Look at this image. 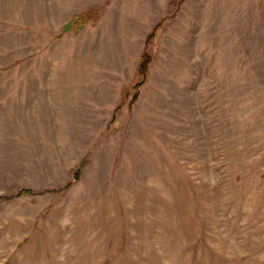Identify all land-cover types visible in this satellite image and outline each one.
Returning <instances> with one entry per match:
<instances>
[{"label": "rangeland", "instance_id": "1", "mask_svg": "<svg viewBox=\"0 0 264 264\" xmlns=\"http://www.w3.org/2000/svg\"><path fill=\"white\" fill-rule=\"evenodd\" d=\"M0 264H264V0H0Z\"/></svg>", "mask_w": 264, "mask_h": 264}, {"label": "trees", "instance_id": "2", "mask_svg": "<svg viewBox=\"0 0 264 264\" xmlns=\"http://www.w3.org/2000/svg\"><path fill=\"white\" fill-rule=\"evenodd\" d=\"M80 17H82V14H76L75 16H74V21H75V23H78L79 22V19H80ZM157 26L158 25H156L153 29H152V31L150 32V34H149V36L150 35H152L153 34V32L155 31V29L157 28ZM148 56H147V54H142V56H141V60H140V62H139V65H138V70H137V72H138V74H140L142 77L145 75V72H146V69H147V64H148ZM141 81H142V79L139 81V82H136L135 84H134V87H137L138 85H140L141 84ZM135 97H136V92H134L133 94H132V96H131V99H130V102L131 101H133L134 99H135ZM74 176H77V172H75V174H74ZM69 184V183H68ZM67 184V185H68ZM31 192V190L30 189H27V188H23V189H19L18 190V194H22V193H30Z\"/></svg>", "mask_w": 264, "mask_h": 264}]
</instances>
